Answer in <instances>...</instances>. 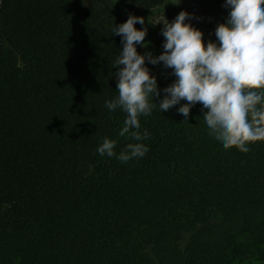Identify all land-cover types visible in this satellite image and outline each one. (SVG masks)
I'll return each instance as SVG.
<instances>
[{"label":"trees","instance_id":"1","mask_svg":"<svg viewBox=\"0 0 264 264\" xmlns=\"http://www.w3.org/2000/svg\"><path fill=\"white\" fill-rule=\"evenodd\" d=\"M128 18L107 0H0V264H264V142L225 150L202 105L185 120L181 101L139 117L144 157L96 151L135 143L105 107L123 47L112 29ZM145 66L162 99L173 70Z\"/></svg>","mask_w":264,"mask_h":264},{"label":"clouds","instance_id":"2","mask_svg":"<svg viewBox=\"0 0 264 264\" xmlns=\"http://www.w3.org/2000/svg\"><path fill=\"white\" fill-rule=\"evenodd\" d=\"M224 7L230 11L226 23L215 29L218 43L209 40L205 45L204 34L185 23L193 19L186 11L171 23L164 18V52L156 57L151 53L140 55L135 47H147V28L134 27L145 24L143 17L129 14L125 23L113 27L112 34L121 37L123 47L114 64L118 69V96L106 101L105 107L126 113L119 136L135 143L126 144L117 154L116 141L104 138L96 149L101 156H115L121 163L144 157L149 149L141 141L150 134L140 132L139 117L151 115L157 106L167 112L181 101L187 103L177 111L185 120L192 107L202 105L208 134L225 150L236 148L247 153L250 144L264 142V0H225ZM146 60L152 65L162 62L176 77L162 90V99L156 77L145 66ZM153 98L159 103H154Z\"/></svg>","mask_w":264,"mask_h":264},{"label":"rangeland","instance_id":"3","mask_svg":"<svg viewBox=\"0 0 264 264\" xmlns=\"http://www.w3.org/2000/svg\"><path fill=\"white\" fill-rule=\"evenodd\" d=\"M98 0H89L90 3L95 4ZM116 14L122 17H129V14L136 17H143L145 20L144 27L147 28V35L144 44L142 45V53H151L154 57L161 55L159 44L165 38L161 35L163 28V19L172 22L175 17L181 12L186 11L192 14L193 19L186 20L185 23H190L193 27L200 30L204 35L205 45L209 40L218 43L215 36V29L217 27V15L213 2L211 0H166V3L154 12H145L140 8L132 5L128 0H107ZM161 22V23H158ZM145 63H149L147 60ZM160 72L165 73L163 63L154 65ZM238 264H257L251 263L247 259H243Z\"/></svg>","mask_w":264,"mask_h":264}]
</instances>
